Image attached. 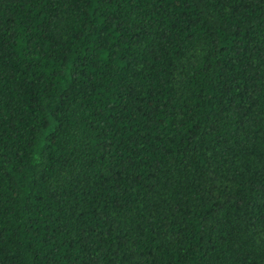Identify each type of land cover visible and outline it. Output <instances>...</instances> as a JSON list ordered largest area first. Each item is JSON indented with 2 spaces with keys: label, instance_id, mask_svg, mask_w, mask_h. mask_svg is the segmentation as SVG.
<instances>
[{
  "label": "trees",
  "instance_id": "obj_1",
  "mask_svg": "<svg viewBox=\"0 0 264 264\" xmlns=\"http://www.w3.org/2000/svg\"><path fill=\"white\" fill-rule=\"evenodd\" d=\"M0 264H264V0H0Z\"/></svg>",
  "mask_w": 264,
  "mask_h": 264
}]
</instances>
